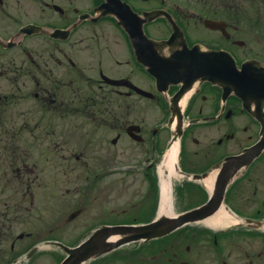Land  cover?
I'll return each mask as SVG.
<instances>
[{
    "label": "flooded vegetation",
    "instance_id": "af4514ba",
    "mask_svg": "<svg viewBox=\"0 0 264 264\" xmlns=\"http://www.w3.org/2000/svg\"><path fill=\"white\" fill-rule=\"evenodd\" d=\"M110 2L128 5L143 21L145 13L159 11L153 21L143 24L144 33L151 40L171 42L159 49L138 44L144 53L137 54L115 16L122 8ZM22 29L25 34L16 43L15 36ZM207 52L229 53L239 68L252 64L259 84L248 88V99L238 95L240 91L225 93L219 84L199 77L182 105L186 96L182 88L192 74L212 71L226 77L227 70L216 69L215 61L214 68L207 69ZM1 57L5 58L0 60V79L11 85L0 91L6 122L0 125L4 133L0 142L6 148L5 173L11 176L6 186L15 184L11 189L24 196L33 194L36 182L30 180L39 179V171L44 170L40 163L51 166L54 193L59 186V164L72 168V163L81 165L86 159L87 166L92 155L99 153L90 147L109 148V155L116 158L126 155L133 163L130 170L150 175L165 148L174 108L185 117L183 172L208 174L216 181L212 190L220 193L226 175L236 172L223 201L228 220L211 227L187 225L169 236L139 240L95 256L85 264H264V147L258 146L264 140V0H0ZM158 59L173 67L153 68ZM153 73L163 74L168 87L159 90ZM152 115L157 119L154 124ZM108 131L114 136L109 137ZM77 144L85 149L78 154ZM65 148L73 152L60 155ZM239 155L243 157L228 160ZM104 164L96 172H87L88 179L101 180L99 186L109 175L102 170ZM30 175L34 179L25 182ZM148 179H143L146 191ZM96 185L92 183L88 192H96ZM191 189L194 192L186 193L185 207L207 202L210 191L203 182ZM104 191L100 187L97 192L101 196ZM88 203L76 205L80 207L71 211L78 212L74 219L69 215L61 222L59 216L53 230L80 219ZM102 203L78 224L87 230L85 240L103 225L128 224L121 221L125 217L135 220V207L141 206L111 210L116 218L108 223ZM7 205L4 210L8 212L10 207L21 209L19 203ZM149 209L144 206L139 211ZM128 213L131 216H123ZM27 236L15 235L13 223L0 220L4 264L25 247L20 241ZM80 238L72 237L69 244L75 245ZM65 257L63 252L55 261L60 264Z\"/></svg>",
    "mask_w": 264,
    "mask_h": 264
},
{
    "label": "rangeland",
    "instance_id": "374dc122",
    "mask_svg": "<svg viewBox=\"0 0 264 264\" xmlns=\"http://www.w3.org/2000/svg\"><path fill=\"white\" fill-rule=\"evenodd\" d=\"M14 51H11L13 53ZM5 57H1L0 60H3ZM1 64V63H0ZM18 85H22V82H19ZM11 88L10 83L7 81L0 79V91L4 92L5 89ZM153 108V107H152ZM2 106H0V125H4ZM151 123L154 124L157 119H155V115H152ZM160 118V117H159ZM0 138H4V133L0 132ZM109 137L114 136L113 132H107ZM81 134H78V137H81ZM80 146L79 144H77ZM122 144L119 148L123 147ZM90 150H97L99 153L92 155L90 160V164L85 166L84 159L81 165L77 163H72L69 168L66 163H60L58 172V190L53 193L52 190V169L50 164H46L44 162L40 163L43 166V171L40 170V176L38 180H30L35 181L36 186L32 191V196L27 194L19 193L18 191H14L11 188H14L16 185L11 184L10 186H6L7 179L10 178L9 172L5 173L7 170V164L3 161L5 156L6 148L4 147V143L0 142V220L1 221H10L14 226L15 235L23 232L25 235L30 234V237H26L20 243L27 242L30 244L34 239L43 236V235H56V238L65 242L72 241V237L75 236H83L86 231L80 233L82 231V226L78 225L81 221L86 219L89 213L94 212L95 207L100 205L103 202V205H106L107 211L111 213V210L115 209L117 212L122 211L123 209H129L134 205L140 204L141 199L145 196V188H144V178H147L145 173L140 171H128L125 169V166L131 165L133 163L130 162L128 156H120L115 157V155H109V148H97L90 147ZM68 148H65L61 151L60 155L68 156ZM76 153L78 154L81 150H85L84 147H75ZM103 151H106L104 154ZM64 152V153H63ZM69 152H73L69 150ZM109 155V156H104ZM94 156L97 157V160L94 161ZM98 156L104 157L98 159ZM101 161V162H100ZM106 163V164H104ZM104 164V171H106L109 175H107L106 179L103 181L102 185L99 186L101 180H95L92 177L88 179L87 172H96L99 165ZM75 175H73V171ZM98 171V170H97ZM72 174L70 178H68L67 174ZM111 173V174H110ZM35 176L30 175L25 179V182H30L28 179H34ZM92 183H96L95 188L98 190L100 187L105 189L103 195L100 196L99 192H95L94 189L91 192H88ZM97 194V196H95ZM156 194L153 195V200H155ZM81 199V200H79ZM90 199V201H89ZM95 199V200H94ZM85 200H87L85 202ZM89 202L87 210H84L83 214L80 216L76 222L71 224L64 223L60 224L57 229H53V223L58 217H61V222L63 219H67L70 215L71 211L79 208L80 204H85ZM11 203H19L21 205V209L17 211H13L12 207H10L8 212L5 211V204ZM33 204V205H32ZM187 204V203H186ZM186 204H182L176 201V212H180L183 210ZM76 206V207H75ZM57 213V214H56ZM6 214V218L4 215ZM58 215V216H57ZM131 216L130 213L125 214L123 216ZM8 217V218H7ZM116 218V216H115ZM60 219V218H59ZM53 221V222H52ZM78 226L75 231L73 228ZM56 231L62 232L61 234H55ZM75 232V233H74ZM77 232H79L77 234ZM69 240H66V239ZM19 243V244H20ZM55 248L45 247L41 250L37 255L33 257L29 264H55L53 260L57 259V256L62 257V253ZM54 251V252H53ZM54 253L55 257L52 259H48L47 254ZM14 260V259H13ZM10 261V264L13 262Z\"/></svg>",
    "mask_w": 264,
    "mask_h": 264
},
{
    "label": "bare ground",
    "instance_id": "6f19581e",
    "mask_svg": "<svg viewBox=\"0 0 264 264\" xmlns=\"http://www.w3.org/2000/svg\"><path fill=\"white\" fill-rule=\"evenodd\" d=\"M190 95V94H189ZM188 96H186L183 101L182 105L185 104ZM174 129V126L172 127ZM179 149V142L173 143L172 147L167 152L165 156V161L162 166L158 169V174L160 177V186H161V206H160V213L165 215H174V208H173V183L174 179L177 178L175 173V166L177 160V152ZM211 183L208 182L209 187ZM227 216V220H228ZM226 220V213L224 211L219 212L212 218L205 220L202 224L205 226H216L221 224Z\"/></svg>",
    "mask_w": 264,
    "mask_h": 264
},
{
    "label": "water",
    "instance_id": "95a60500",
    "mask_svg": "<svg viewBox=\"0 0 264 264\" xmlns=\"http://www.w3.org/2000/svg\"><path fill=\"white\" fill-rule=\"evenodd\" d=\"M215 209H212V210H209V209H196V210H193L189 213H187L185 215V217L187 219H192V220H198V219H203V218H206L207 216H209L211 213L214 212ZM165 215V214H164ZM183 218H181L180 220L178 219H168L164 224H165V227L164 229H161V225H159V223H156V224H153V225H150V226H146V227H141V228H138V229H142L143 234L149 236L148 238H151V237H156V236H160V235H165V234H168L170 232H172L173 230L177 229L178 227H180L183 223ZM154 227H156L157 229L154 230ZM122 230H129L130 228H121ZM134 229V228H131V230ZM108 231H110L111 229H107ZM115 230H120V229H117L115 228ZM151 230H154V232L152 233ZM151 232V234H146L148 232Z\"/></svg>",
    "mask_w": 264,
    "mask_h": 264
}]
</instances>
